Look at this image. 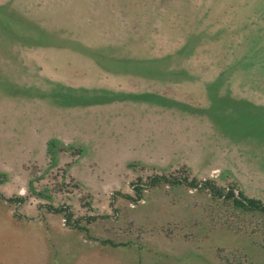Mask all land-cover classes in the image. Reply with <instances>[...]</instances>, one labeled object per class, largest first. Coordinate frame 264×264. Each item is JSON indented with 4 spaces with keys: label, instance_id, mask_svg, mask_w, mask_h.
<instances>
[{
    "label": "rangeland",
    "instance_id": "1",
    "mask_svg": "<svg viewBox=\"0 0 264 264\" xmlns=\"http://www.w3.org/2000/svg\"><path fill=\"white\" fill-rule=\"evenodd\" d=\"M157 176L264 204V0H0V264H264Z\"/></svg>",
    "mask_w": 264,
    "mask_h": 264
},
{
    "label": "trees",
    "instance_id": "2",
    "mask_svg": "<svg viewBox=\"0 0 264 264\" xmlns=\"http://www.w3.org/2000/svg\"><path fill=\"white\" fill-rule=\"evenodd\" d=\"M159 182H165V183H171V184H185L188 187H192V188H197L198 186H200V188H204L210 191V193H212L213 196L216 197H222L225 196V198L227 199H232L233 204L242 209V210H246V211H259V212H264V204H262L260 201L255 200V199H250L247 198L243 195V193L238 192L237 195H234L233 190H229L228 192L223 194V191L214 188L211 185L210 181H204L202 183H196L194 181L192 182H187L186 180H174V179H170V178H166L163 176H157L155 178H153L150 182V185L154 186L156 184H158ZM141 190L140 188H138V191ZM0 198L5 200L8 203H14V202H22V198L20 197H16V198H4L1 196L0 194ZM50 210L56 212V213H60V212H64V208H49ZM66 218H67V222L70 223V214H65ZM73 227H77V225L74 223ZM108 244H111V242H106Z\"/></svg>",
    "mask_w": 264,
    "mask_h": 264
}]
</instances>
